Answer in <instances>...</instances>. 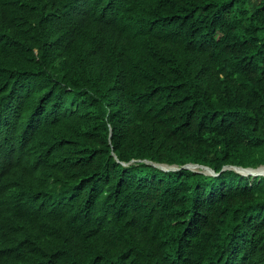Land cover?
Wrapping results in <instances>:
<instances>
[{
  "label": "trees",
  "instance_id": "16d2710c",
  "mask_svg": "<svg viewBox=\"0 0 264 264\" xmlns=\"http://www.w3.org/2000/svg\"><path fill=\"white\" fill-rule=\"evenodd\" d=\"M262 164L264 0H0V264H264Z\"/></svg>",
  "mask_w": 264,
  "mask_h": 264
},
{
  "label": "water",
  "instance_id": "95a60500",
  "mask_svg": "<svg viewBox=\"0 0 264 264\" xmlns=\"http://www.w3.org/2000/svg\"><path fill=\"white\" fill-rule=\"evenodd\" d=\"M143 161H145L146 163L152 164L153 166H156V167H158L159 169L164 170V171H166V170H177V169H180L181 167H185V168H188V169H191V170L194 171V169H193L192 166H193V165H197V166H201V167L206 168V171H205V172L202 171V172H204V173H206V174H211V175H216V174H218V173L215 172L212 168H210L209 166L204 165V164H197V163L188 162V163H186V164H183V165L179 166V165H176V164L157 163V162H153V161H150V160H147V159H145V160H143ZM263 165H264V164H262V165H260V166H263ZM162 166H167V167H162ZM260 166H258V167H260ZM258 167H250V166L243 167V166H240V165H226V166H224L222 169H225V168H232V169H234L235 171H237V172H239V173H241V174H243V175H249V174H247V173L245 172V170H247V169L254 170V169L258 168ZM200 172H201V171H200ZM262 175H264V174H262Z\"/></svg>",
  "mask_w": 264,
  "mask_h": 264
},
{
  "label": "bare ground",
  "instance_id": "6f19581e",
  "mask_svg": "<svg viewBox=\"0 0 264 264\" xmlns=\"http://www.w3.org/2000/svg\"><path fill=\"white\" fill-rule=\"evenodd\" d=\"M192 167L195 171H202V169L204 168V167L197 166V165H193ZM245 172L249 175H252V176L262 175V174H264V165L254 169V170L247 169V170H245Z\"/></svg>",
  "mask_w": 264,
  "mask_h": 264
},
{
  "label": "rangeland",
  "instance_id": "374dc122",
  "mask_svg": "<svg viewBox=\"0 0 264 264\" xmlns=\"http://www.w3.org/2000/svg\"><path fill=\"white\" fill-rule=\"evenodd\" d=\"M259 166H260V165H259ZM162 167H167V166H162ZM257 167H258V166H257ZM202 171L205 172V171H206V168H203ZM250 176H251V175H250ZM254 176H256V175H254ZM254 176H251V177H254Z\"/></svg>",
  "mask_w": 264,
  "mask_h": 264
}]
</instances>
